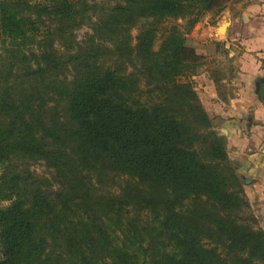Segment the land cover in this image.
Instances as JSON below:
<instances>
[{
	"label": "trees",
	"instance_id": "obj_1",
	"mask_svg": "<svg viewBox=\"0 0 264 264\" xmlns=\"http://www.w3.org/2000/svg\"><path fill=\"white\" fill-rule=\"evenodd\" d=\"M85 1L48 0L41 29L29 0H0V264H264V232L193 86L202 57L185 44L239 0H110L75 48ZM30 158L53 183L20 176ZM107 169L127 177L97 191L92 174L115 183Z\"/></svg>",
	"mask_w": 264,
	"mask_h": 264
},
{
	"label": "crops",
	"instance_id": "obj_2",
	"mask_svg": "<svg viewBox=\"0 0 264 264\" xmlns=\"http://www.w3.org/2000/svg\"><path fill=\"white\" fill-rule=\"evenodd\" d=\"M185 44L202 59H216L215 71L193 76L194 88L226 139L227 155L264 229V97L257 94L264 80V0L248 4L240 16L225 12L212 23L199 21Z\"/></svg>",
	"mask_w": 264,
	"mask_h": 264
},
{
	"label": "rangeland",
	"instance_id": "obj_3",
	"mask_svg": "<svg viewBox=\"0 0 264 264\" xmlns=\"http://www.w3.org/2000/svg\"><path fill=\"white\" fill-rule=\"evenodd\" d=\"M260 1H262V0H239L236 2H229L225 5V7L223 8V10L221 12L214 13V14L208 13V14L204 15L200 21H203L206 19L207 22L212 23V22H214V20L216 19V17L218 15H220L221 13L223 14L225 12H228L229 14L234 15L235 17L240 16L248 4H251L253 2H260ZM29 2L32 5L31 11L33 12L34 17L36 16L37 13H40L42 20L45 19V22H40L38 20V22H40L41 29H42V27H46L48 24H51V25L54 24V22H51L50 20H48L47 16L42 11L46 7V5H49L48 0H29ZM113 3L114 2H111L110 0H86L85 3H83L80 6V9H82L84 11L81 12L80 17H78V21L76 22L75 26L72 29L73 37H74L72 44L76 45L75 48L78 45H84L88 34H90L92 32V28H91L92 27L91 26L92 21H94L97 14H101V10H100L101 7L106 6L108 4L110 5ZM53 18L56 19V17H52V19ZM173 22L174 23L176 22V23L183 25V21L180 19L171 20L168 23L165 22V25H169ZM196 24H195V26H196ZM193 28H192V30H193ZM191 31L186 35V38L191 33ZM137 32H138L137 27H134L131 30L132 36L134 37L137 34ZM158 44H159V39H157V41L154 45V48H157ZM61 46L62 45L60 43V40L58 38H55V40L53 42V48H55V50L58 49L59 52H62L63 51L62 48H64V47L63 46L61 47ZM2 47H3V43H2V38L0 37V54L3 52V50L1 49ZM225 59L229 60L228 56ZM215 60L216 59H213V58L201 59V65L192 74L193 86H195V82L197 81L196 79H198L196 77H197V74L199 72H201V71L204 72L205 70L215 71L218 68L217 62ZM33 66H34V64H33ZM193 76H196V77L193 78ZM140 86L144 87L143 84H141ZM216 131L221 133L219 130H216ZM229 161L235 167V165L233 164V162L230 159H229ZM15 164L17 165L16 171L20 174L21 177L36 178V179H40L44 182H50V183H53V181H54V175L56 174V171L51 166H49V164L43 159H31V158L30 159H20V160L16 161ZM106 173H107V175H109V177H114L113 180L115 181V183L112 181H109V179L103 175L99 176L98 174H92L93 181H94V183H96L95 187H96L97 191H102V189H104L103 187H110V186H111L110 188L113 191L114 190L116 191L118 189V186L127 177V175L122 174L116 170L107 169ZM97 179H99L102 182V184H99L98 183L99 180L97 181ZM242 182H243V180H242ZM10 202L11 201L7 200V199L0 200V207H7V206H9ZM244 215H249L251 217L248 221L251 226H253L255 228H261L264 232V229L260 226V222L257 220L255 213L253 212L251 206L249 205V202H248L247 208H245ZM106 223H109L110 227L115 231V233H118V234L121 231L120 228L123 227V223L117 219H114L111 222L110 221L108 222L106 220Z\"/></svg>",
	"mask_w": 264,
	"mask_h": 264
},
{
	"label": "water",
	"instance_id": "obj_4",
	"mask_svg": "<svg viewBox=\"0 0 264 264\" xmlns=\"http://www.w3.org/2000/svg\"><path fill=\"white\" fill-rule=\"evenodd\" d=\"M257 94L260 99L264 97V80L258 84Z\"/></svg>",
	"mask_w": 264,
	"mask_h": 264
}]
</instances>
